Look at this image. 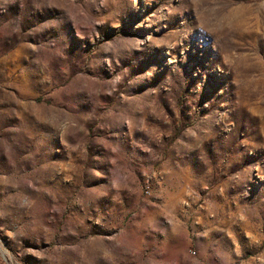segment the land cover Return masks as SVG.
I'll return each instance as SVG.
<instances>
[{
  "label": "rangeland",
  "instance_id": "rangeland-1",
  "mask_svg": "<svg viewBox=\"0 0 264 264\" xmlns=\"http://www.w3.org/2000/svg\"><path fill=\"white\" fill-rule=\"evenodd\" d=\"M0 264H264V0H0Z\"/></svg>",
  "mask_w": 264,
  "mask_h": 264
}]
</instances>
